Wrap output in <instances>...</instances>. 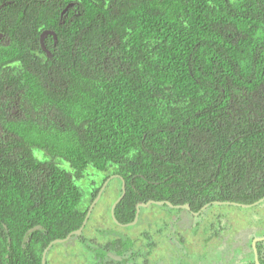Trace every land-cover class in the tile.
Wrapping results in <instances>:
<instances>
[{
  "label": "trees",
  "instance_id": "obj_1",
  "mask_svg": "<svg viewBox=\"0 0 264 264\" xmlns=\"http://www.w3.org/2000/svg\"><path fill=\"white\" fill-rule=\"evenodd\" d=\"M0 33V264H42L112 173L121 224L210 204L196 226L264 236V0H0Z\"/></svg>",
  "mask_w": 264,
  "mask_h": 264
},
{
  "label": "flooded vegetation",
  "instance_id": "obj_2",
  "mask_svg": "<svg viewBox=\"0 0 264 264\" xmlns=\"http://www.w3.org/2000/svg\"><path fill=\"white\" fill-rule=\"evenodd\" d=\"M1 39L2 34L0 33V42ZM109 182L103 183L97 198L90 204V216L96 210L97 214L92 219L89 217L91 220L89 233L84 236L80 234L79 239L74 241L71 246H63L62 251L58 252L54 248L49 254V250L46 256L48 264H54L57 252L66 258L64 260H70L71 264H264L257 249V243L264 241V236L254 238L252 249L245 246L250 229L255 228L252 231L260 230L254 225L247 227L249 232L242 228L236 230V226L225 230L218 226L205 227L203 222L196 226L198 216L210 204L205 205L203 207L205 209L201 208L198 212L192 211L191 207L190 210L174 208L175 210L170 213L164 212L161 215L154 214L151 210L145 213L140 210L135 224L119 223L115 214L112 216L111 212L115 203L112 204L115 196L114 190L105 192ZM90 188L91 191H87L92 192L95 187L91 186ZM99 208L104 209L99 210ZM259 210L264 213V207H260ZM236 216V214L228 215L232 219ZM133 226L138 227L137 232L125 231ZM122 229L123 231H120ZM228 240L239 242L240 251L235 250L234 256L238 257L240 256L237 255L238 253L242 252L243 254L244 252L243 260H220L222 254L226 256L232 252L230 246L233 241ZM69 257L70 259H67Z\"/></svg>",
  "mask_w": 264,
  "mask_h": 264
},
{
  "label": "water",
  "instance_id": "obj_3",
  "mask_svg": "<svg viewBox=\"0 0 264 264\" xmlns=\"http://www.w3.org/2000/svg\"><path fill=\"white\" fill-rule=\"evenodd\" d=\"M49 33H51V32H50V31H45V32H43L42 35H41V45H42L43 48H45V45H44V38H45V36H46L47 34H49ZM102 189H104V188H102ZM125 195H126V183H125L124 180H122V193H121L120 197L117 199V201L113 204V206H112V208H111V210H112V211H111V212H112V216H114V210H115V207H116L117 204H118V203L124 198ZM99 196H100V195H99ZM99 196H98V199L100 198ZM164 203H166V204H167L168 206H170L171 208H185V209H187V210H190V206H189V205L174 206L173 204H171V203H169V202H161V201H159V202H155V201H150V202L147 203V204H146V203H139V204H138V207H137V212H136V220H135V222L132 223V224H135V223H136L137 218H138V216H139V212H140V208H141V207L147 208L150 204H158V205H162V204H164ZM260 203H261V201H260L258 204H260ZM215 204H217V205H234V206H240V204H237V203H231V202H215ZM92 207H93V206H92ZM92 207H91V209H92ZM243 207H247V206H243ZM205 208H207V206H206ZM205 208H203V209H205ZM90 211H91V210L88 211L87 216H86V218H85V220H84V222H83V224H82V226H81V228H80L79 230L72 232V233L69 234L65 239L56 240V241H54V242H52V243L49 244V246L46 248V250H45V252H44V254H43L42 264H46V262H47V260H46L47 253H48V251L53 247L54 244H63V243H66V242H68V241L71 239V237H72L73 235H80V234L82 233V231H83V229H84V227H85L87 221L89 220V217H90ZM114 220H115L116 223H118L116 219H114ZM118 224H119V223H118ZM132 224H129V225H132ZM255 252H256V248H255Z\"/></svg>",
  "mask_w": 264,
  "mask_h": 264
},
{
  "label": "rangeland",
  "instance_id": "obj_4",
  "mask_svg": "<svg viewBox=\"0 0 264 264\" xmlns=\"http://www.w3.org/2000/svg\"><path fill=\"white\" fill-rule=\"evenodd\" d=\"M111 171H113V169L111 170ZM95 173V174H94ZM93 174H92V179H91V181H93V182H95V186H98L99 184H101L102 182H103V180H104V177L106 176L107 177V174H104V173H102V174H99V173H96V172H94ZM112 173V172H111ZM116 177L117 176H115L113 173L108 177V179L105 181L106 183L105 184H107L110 180H114V179H116ZM88 182H89V179H87L86 181H84V183L82 184V188L84 189V191H85V193H84V199H83V203H85V201L88 199V193H89V191H91V186L90 185H88ZM103 186V185H102ZM90 188V189H89ZM87 190H89V191H87ZM262 207H264V204L261 206V208ZM100 209H104V208H99V210ZM151 211L154 213V214H158V215H161V214H163L164 212H168V210H165L163 207H159V206H156V207H153V208H151ZM147 212V211H146ZM137 229L138 228H136V229H134L133 227H131V228H127V230L126 231H128V232H137ZM63 246H58V248L56 247L55 248V250H58V252L59 251H62L61 250V248H62ZM57 252V255L55 256V258H56V260L54 261V264H62L63 262L65 263V264H68V263H70L71 264V261L70 260H64V259H66L63 255H61V254H59ZM67 259H70V257L69 258H67ZM72 260V259H71ZM53 264V263H52Z\"/></svg>",
  "mask_w": 264,
  "mask_h": 264
}]
</instances>
